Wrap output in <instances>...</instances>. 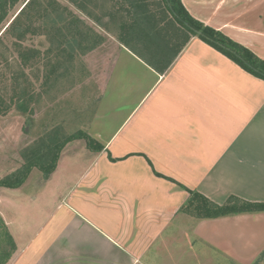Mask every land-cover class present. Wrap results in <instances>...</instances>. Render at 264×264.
I'll use <instances>...</instances> for the list:
<instances>
[{
  "label": "crops",
  "instance_id": "obj_1",
  "mask_svg": "<svg viewBox=\"0 0 264 264\" xmlns=\"http://www.w3.org/2000/svg\"><path fill=\"white\" fill-rule=\"evenodd\" d=\"M181 1L195 20L264 60V0ZM100 22L88 55L98 58L95 79L107 97L88 135L104 150L84 140L64 148L48 181L69 185L60 182L77 159L86 160L85 171L8 264H158L164 244L220 220L183 213L189 194L155 172L218 205L231 196L264 202V80L197 37L160 75L118 42L115 21ZM1 189L2 207H10L3 192L20 188Z\"/></svg>",
  "mask_w": 264,
  "mask_h": 264
},
{
  "label": "rangeland",
  "instance_id": "obj_2",
  "mask_svg": "<svg viewBox=\"0 0 264 264\" xmlns=\"http://www.w3.org/2000/svg\"><path fill=\"white\" fill-rule=\"evenodd\" d=\"M58 1L69 6L76 16L91 24L96 31L99 26L89 20L87 13L99 18L111 6L109 0H74L86 8V11L81 12L68 0ZM22 3L10 11L8 19L0 28V96L6 105H12V77L18 76L20 71L24 70L29 82L24 84L25 79L19 75L20 83L34 95V103L31 105L33 113L23 114L12 106L7 113L0 115V180L21 168L24 163L22 151L52 128L59 127L61 134L66 132L73 135L82 132L88 135V128L107 97L102 90L100 93V86L95 79L101 72L98 58H90V52L85 55L77 54L70 64L60 58L64 63L61 66L66 68L55 67L57 65L54 64V56L57 51L48 53V49L54 48L45 32L27 36L21 42L22 47L18 52L14 39L8 33L4 34V31L24 7ZM114 103L113 97V100H110V108ZM94 121L99 126L97 119ZM108 132L109 130H106V133ZM69 147L72 148L71 145ZM64 166L66 168V164ZM86 166L84 158L82 161L77 159L73 165L68 163L67 170L71 172L66 171L73 175L69 176L68 181L63 177L60 184L70 183L61 190L58 188L59 180H55L53 184L48 181L49 176L35 169L18 191L3 192L11 199V203L10 207H2L3 200L0 196V215L7 227V223H12L8 230H11L10 226L13 229L16 250L30 241L49 214L61 204L63 207V199L69 188L73 187V180H78ZM261 197L264 200V196ZM246 215L248 214L241 215L239 221L219 218L220 220L201 225L200 230L196 232L194 228L193 231L188 228L189 223H186L182 231L188 228L186 238L183 236L184 240L179 245L164 244V248L157 255V263L264 264V213ZM194 233L198 235L194 236ZM204 237L213 238L216 246L208 240H202ZM5 248L6 244L3 242L0 251Z\"/></svg>",
  "mask_w": 264,
  "mask_h": 264
},
{
  "label": "trees",
  "instance_id": "obj_3",
  "mask_svg": "<svg viewBox=\"0 0 264 264\" xmlns=\"http://www.w3.org/2000/svg\"><path fill=\"white\" fill-rule=\"evenodd\" d=\"M83 12L86 8L74 0H68ZM81 1V0H80ZM83 1V0H82ZM94 1V0H91ZM23 2V3H22ZM110 8L102 15L115 21L118 42L132 54L142 60L158 74L163 75L175 62L192 37H197L211 46L243 70L254 77L264 80V60L258 58L247 48L232 41L224 34L195 20L185 9L181 0H109ZM20 3L22 10L4 31L15 41L18 52L27 36L44 33L54 49V56L59 68L64 63L70 64L77 54L85 55L99 44V35L81 17L76 16L69 6L58 0H0V28L8 19V14ZM170 7H169V5ZM89 20L102 26L100 17L87 13ZM187 25L203 35L197 36ZM2 37H0V43ZM23 58V54L21 56ZM62 65V66H61ZM21 75L29 81L24 70L18 76L12 77V105H6L0 96V115L7 113L12 106L23 114L33 113L34 95L20 83ZM75 140L86 141L87 147L94 152H102L104 147L92 137L82 132L69 135L60 133L59 127L46 132L38 141L29 145L21 153L24 161L21 168L13 174L0 180V188L19 189L30 173L37 169L50 176L57 168L63 149ZM155 174L184 189L189 198L181 211L197 219L215 220L242 214H258L264 212V202H248L236 196H231L223 205L210 201L198 192H194L173 179ZM7 243H6V242ZM6 244L5 250L0 251V264H8L16 251L13 236L0 215V246Z\"/></svg>",
  "mask_w": 264,
  "mask_h": 264
},
{
  "label": "water",
  "instance_id": "obj_4",
  "mask_svg": "<svg viewBox=\"0 0 264 264\" xmlns=\"http://www.w3.org/2000/svg\"><path fill=\"white\" fill-rule=\"evenodd\" d=\"M167 2H168V0H167ZM169 5V4H168ZM169 7H170V5H169ZM187 27H189L188 25H187ZM192 31H194L195 32V34L197 35V36H202L203 34L200 32V31H197V30H194L193 28H191V27H189Z\"/></svg>",
  "mask_w": 264,
  "mask_h": 264
}]
</instances>
